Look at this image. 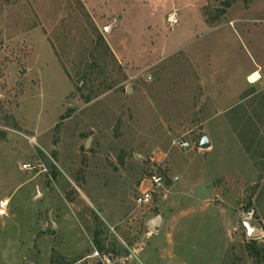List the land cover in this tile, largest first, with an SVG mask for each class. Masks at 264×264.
<instances>
[{"label": "rangeland", "instance_id": "1", "mask_svg": "<svg viewBox=\"0 0 264 264\" xmlns=\"http://www.w3.org/2000/svg\"><path fill=\"white\" fill-rule=\"evenodd\" d=\"M5 200L0 264H263L264 0H0Z\"/></svg>", "mask_w": 264, "mask_h": 264}, {"label": "built area", "instance_id": "2", "mask_svg": "<svg viewBox=\"0 0 264 264\" xmlns=\"http://www.w3.org/2000/svg\"><path fill=\"white\" fill-rule=\"evenodd\" d=\"M173 18H171V21L174 22L176 21ZM179 147L182 149H187L190 147V142L189 141H182L179 143ZM35 167L32 165V163H24L22 165L23 170H33ZM167 176L164 175L161 172L158 171H153L151 172L148 182H149V187L146 189H142V191L138 194V196L135 199V203L137 206H144V205H149L152 204V202L155 200V198L161 197V195L164 193V191L167 190ZM172 181L175 183L177 182L180 178L179 176H172L171 177ZM0 215L5 216L7 215L8 208H9V201H1L0 202Z\"/></svg>", "mask_w": 264, "mask_h": 264}, {"label": "water", "instance_id": "3", "mask_svg": "<svg viewBox=\"0 0 264 264\" xmlns=\"http://www.w3.org/2000/svg\"><path fill=\"white\" fill-rule=\"evenodd\" d=\"M211 147V141L209 139V137L207 136V134H204L200 143V148L202 149H208ZM161 222V216L156 217L152 222H151V226L152 228H156L157 226H159Z\"/></svg>", "mask_w": 264, "mask_h": 264}, {"label": "bare ground", "instance_id": "4", "mask_svg": "<svg viewBox=\"0 0 264 264\" xmlns=\"http://www.w3.org/2000/svg\"><path fill=\"white\" fill-rule=\"evenodd\" d=\"M259 79H260V73L258 72H254L249 78L250 82L252 83L258 81Z\"/></svg>", "mask_w": 264, "mask_h": 264}, {"label": "crops", "instance_id": "5", "mask_svg": "<svg viewBox=\"0 0 264 264\" xmlns=\"http://www.w3.org/2000/svg\"><path fill=\"white\" fill-rule=\"evenodd\" d=\"M255 72H258V71H255ZM253 73H254V72H253ZM253 73H252V74H253ZM258 73H259V72H258ZM252 74H251V75H252ZM251 75H250V76H251ZM250 76H249V78H250ZM260 77H261V76H260ZM256 82H257V81H256ZM251 83H252V82H251ZM254 83H255V82H254ZM211 146H212V143H211ZM175 176H178V175H175ZM179 178H180V177H179ZM173 183H174V182H173ZM164 222H165V219H164V217L161 215V222H160V223L162 224V223H164ZM159 226H160V224H159ZM157 227H158V226H157Z\"/></svg>", "mask_w": 264, "mask_h": 264}, {"label": "snow or ice", "instance_id": "6", "mask_svg": "<svg viewBox=\"0 0 264 264\" xmlns=\"http://www.w3.org/2000/svg\"><path fill=\"white\" fill-rule=\"evenodd\" d=\"M0 206H2V205H0Z\"/></svg>", "mask_w": 264, "mask_h": 264}, {"label": "trees", "instance_id": "7", "mask_svg": "<svg viewBox=\"0 0 264 264\" xmlns=\"http://www.w3.org/2000/svg\"><path fill=\"white\" fill-rule=\"evenodd\" d=\"M264 264V263H263Z\"/></svg>", "mask_w": 264, "mask_h": 264}]
</instances>
